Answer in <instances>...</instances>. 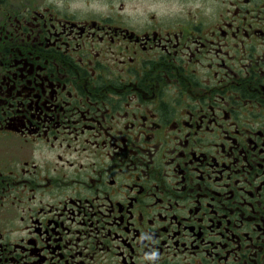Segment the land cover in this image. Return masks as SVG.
Masks as SVG:
<instances>
[{
  "label": "flooded vegetation",
  "instance_id": "flooded-vegetation-1",
  "mask_svg": "<svg viewBox=\"0 0 264 264\" xmlns=\"http://www.w3.org/2000/svg\"><path fill=\"white\" fill-rule=\"evenodd\" d=\"M0 264H264V0H0Z\"/></svg>",
  "mask_w": 264,
  "mask_h": 264
}]
</instances>
